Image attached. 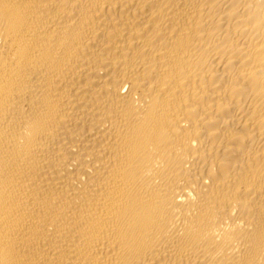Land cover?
Returning a JSON list of instances; mask_svg holds the SVG:
<instances>
[{"label":"bare ground","instance_id":"bare-ground-1","mask_svg":"<svg viewBox=\"0 0 264 264\" xmlns=\"http://www.w3.org/2000/svg\"><path fill=\"white\" fill-rule=\"evenodd\" d=\"M0 264H264V0H0Z\"/></svg>","mask_w":264,"mask_h":264}]
</instances>
